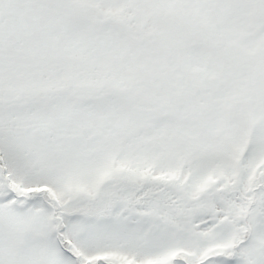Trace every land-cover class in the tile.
I'll return each mask as SVG.
<instances>
[{
	"label": "snow or ice",
	"instance_id": "obj_1",
	"mask_svg": "<svg viewBox=\"0 0 264 264\" xmlns=\"http://www.w3.org/2000/svg\"><path fill=\"white\" fill-rule=\"evenodd\" d=\"M0 264H264V0H0Z\"/></svg>",
	"mask_w": 264,
	"mask_h": 264
}]
</instances>
